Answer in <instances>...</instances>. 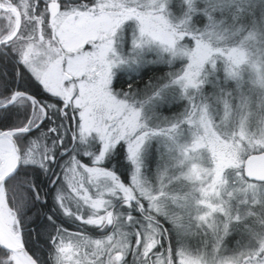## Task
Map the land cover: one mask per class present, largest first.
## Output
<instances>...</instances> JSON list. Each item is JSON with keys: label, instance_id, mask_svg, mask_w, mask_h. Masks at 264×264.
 Returning <instances> with one entry per match:
<instances>
[{"label": "snow or ice", "instance_id": "1", "mask_svg": "<svg viewBox=\"0 0 264 264\" xmlns=\"http://www.w3.org/2000/svg\"><path fill=\"white\" fill-rule=\"evenodd\" d=\"M0 264H264V0H0Z\"/></svg>", "mask_w": 264, "mask_h": 264}]
</instances>
